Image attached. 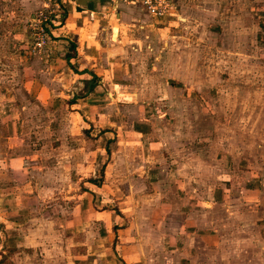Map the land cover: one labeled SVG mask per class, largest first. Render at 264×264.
<instances>
[{
	"label": "crops",
	"instance_id": "obj_1",
	"mask_svg": "<svg viewBox=\"0 0 264 264\" xmlns=\"http://www.w3.org/2000/svg\"><path fill=\"white\" fill-rule=\"evenodd\" d=\"M175 2L173 16L156 19L137 5L67 0L33 55L29 23L43 0H0V264H23L17 251L34 248L23 243L34 232L22 206L55 202L56 190L64 264L261 260V198L235 200L225 180L216 191L172 124L212 121L206 90L257 88L247 60L262 50L264 0ZM216 200L238 209L217 214Z\"/></svg>",
	"mask_w": 264,
	"mask_h": 264
},
{
	"label": "rangeland",
	"instance_id": "obj_2",
	"mask_svg": "<svg viewBox=\"0 0 264 264\" xmlns=\"http://www.w3.org/2000/svg\"><path fill=\"white\" fill-rule=\"evenodd\" d=\"M261 25L262 30H264V25ZM258 47L259 49L262 48L259 56L247 60V67L254 64L257 69L254 76L255 82L258 83L257 88L255 84V86H248L247 89H236L230 93L221 87L218 90L215 88L206 90L207 95L216 102L210 111L213 120L205 118L196 120V123L177 122L172 124V129L173 133L179 136L176 140L178 148L198 150V161L202 162L204 159L205 163H208V175L205 177L214 181L216 191L221 188V185H224L222 182L225 180L228 181L231 192L228 195L233 196L232 198L235 200V197L241 199L247 197L246 200H254V197L261 198L259 208H261L262 223L264 224V40L261 37ZM204 77L207 76L205 74L201 76V78ZM152 92L153 95L156 94L155 91ZM187 93L188 91H185L186 96ZM229 94L232 98L231 104ZM224 141L229 146L227 158L223 156L225 153L222 151ZM40 173H35V175L40 177L42 174ZM34 187L35 185L28 187L27 192L30 193ZM68 188L70 189V187ZM38 192L46 194L47 187L40 186ZM56 193L58 195L55 197V202L44 198L33 203H25L22 206V213H25L19 221L22 222L24 229L26 228L27 231L31 229L34 232L33 235H27L23 241L25 245H33L34 248L22 247L17 251L21 253L18 258L24 261L23 264H29V261H32L33 264H64L63 246L60 242L62 241V233L58 232V230H62V223L57 217L53 218L51 209L53 204L58 205V207L59 205L63 206L66 199L62 198V190H56ZM244 194L245 196H243ZM216 197L218 198V195ZM225 197H228L227 194ZM216 201L219 205L222 204V206L216 207L217 214L221 215L223 211L228 209L232 212L238 209L234 204ZM249 208L247 207V209ZM231 236L242 237L238 232ZM52 242H55L58 248L49 245ZM28 252H32L29 258L24 255ZM232 256L233 254H231ZM243 261L244 264H249V262L254 264L255 262L249 257V253H244ZM257 264H264V242L263 254Z\"/></svg>",
	"mask_w": 264,
	"mask_h": 264
},
{
	"label": "built area",
	"instance_id": "obj_3",
	"mask_svg": "<svg viewBox=\"0 0 264 264\" xmlns=\"http://www.w3.org/2000/svg\"><path fill=\"white\" fill-rule=\"evenodd\" d=\"M112 5L119 3L137 5L151 17L163 19L177 12L175 0H110ZM67 0H43V6L30 19L33 43L31 53L42 55L50 43V30L67 14ZM93 17V15H91Z\"/></svg>",
	"mask_w": 264,
	"mask_h": 264
},
{
	"label": "water",
	"instance_id": "obj_4",
	"mask_svg": "<svg viewBox=\"0 0 264 264\" xmlns=\"http://www.w3.org/2000/svg\"><path fill=\"white\" fill-rule=\"evenodd\" d=\"M78 2H80V3H84L85 2V0H77Z\"/></svg>",
	"mask_w": 264,
	"mask_h": 264
}]
</instances>
